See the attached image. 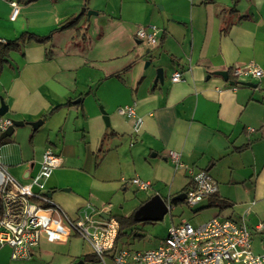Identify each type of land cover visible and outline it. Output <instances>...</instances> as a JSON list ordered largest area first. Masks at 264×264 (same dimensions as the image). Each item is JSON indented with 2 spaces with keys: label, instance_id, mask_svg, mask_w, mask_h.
Segmentation results:
<instances>
[{
  "label": "crops",
  "instance_id": "0c3cea01",
  "mask_svg": "<svg viewBox=\"0 0 264 264\" xmlns=\"http://www.w3.org/2000/svg\"><path fill=\"white\" fill-rule=\"evenodd\" d=\"M69 18L76 25L57 31ZM149 27L153 47L136 37ZM23 33L50 40L0 61L3 117L23 123L0 142L16 179L33 178L50 148L62 162L45 181L51 199L70 218L86 205L112 214L133 178L151 185L137 209L155 195L167 203L185 193L187 171L167 159L175 152L217 183L221 207L206 198L196 211L214 210L203 223L244 219L252 252H264V0H0V44ZM249 63L262 77L230 85L231 69ZM176 71L183 81L172 83ZM125 106L141 119L137 133L117 113ZM46 243L28 259L3 247L0 264H61L41 249Z\"/></svg>",
  "mask_w": 264,
  "mask_h": 264
},
{
  "label": "built area",
  "instance_id": "2783aa9c",
  "mask_svg": "<svg viewBox=\"0 0 264 264\" xmlns=\"http://www.w3.org/2000/svg\"><path fill=\"white\" fill-rule=\"evenodd\" d=\"M17 14L18 7L13 4L11 18ZM136 37L150 47L156 45L154 27H149V31L140 28ZM231 75L239 81L246 77L259 79L263 72L249 63L232 68ZM170 81H183V73L173 72ZM117 113L132 121L134 133L139 131L141 119L133 106L119 108ZM10 126L11 120L0 117V134ZM167 159L175 171L186 170L188 173L191 187L184 193L186 205L197 206L217 193V183L206 171L187 168L175 152H169ZM61 163L59 155L47 148L42 154L38 173L29 181L22 182L11 174L0 151V249L11 248L13 259L30 258L42 241L65 243L70 237L78 236L89 247L98 264H264V252H252L251 234L244 219L213 217L197 226L182 220L170 226L166 237L153 249L119 250L115 248L119 226L109 215L107 207L86 205L74 218H70L48 196L45 181ZM129 183L143 192L151 187L149 182L138 178L131 179ZM169 203L168 200L170 213Z\"/></svg>",
  "mask_w": 264,
  "mask_h": 264
},
{
  "label": "rangeland",
  "instance_id": "374dc122",
  "mask_svg": "<svg viewBox=\"0 0 264 264\" xmlns=\"http://www.w3.org/2000/svg\"><path fill=\"white\" fill-rule=\"evenodd\" d=\"M100 3L104 5L105 2L102 1ZM150 195L149 192L138 191L135 187L129 188L124 198L121 197L116 203L114 202L113 206L115 209L109 215L113 218H128L132 216L133 219L136 207L141 201L151 197ZM200 206L201 203L197 206L189 207L184 201H181L173 204L170 213H167L161 221L134 223L121 231L116 243L117 249L148 250L155 248L166 237L170 226L178 224L182 220L187 221L192 226H197L203 223L214 210L213 208H207L196 211ZM41 249L45 250V252H55V259H58L61 264H98L95 259L93 262L88 260L87 256L90 255L91 251L78 236L70 237L65 243L43 244ZM45 263H47L46 260Z\"/></svg>",
  "mask_w": 264,
  "mask_h": 264
},
{
  "label": "water",
  "instance_id": "95a60500",
  "mask_svg": "<svg viewBox=\"0 0 264 264\" xmlns=\"http://www.w3.org/2000/svg\"><path fill=\"white\" fill-rule=\"evenodd\" d=\"M83 9L81 13H83ZM89 15V12H87ZM149 64H147L148 66ZM218 76H221L225 81H228V75L226 72L217 73ZM163 70L161 68L156 69L155 81L163 82ZM230 85H233L234 82L230 81ZM247 86L253 87L251 84H247ZM7 112V107L4 105L3 101L0 100V117H3ZM22 122L13 121L12 126L8 127L6 131L0 134V142L6 138H10L13 135L14 129L22 126ZM41 125V121H37L35 123H31L30 126L33 130H36ZM48 196L51 197L50 192ZM185 198V194H181L176 198H172L169 202L174 200H183ZM168 211V202L164 201L159 195H155L146 201L143 205H141L133 214V221L137 223L142 222H157L161 221L163 217L166 215ZM106 219L108 216H104ZM82 264V263H79Z\"/></svg>",
  "mask_w": 264,
  "mask_h": 264
},
{
  "label": "trees",
  "instance_id": "16d2710c",
  "mask_svg": "<svg viewBox=\"0 0 264 264\" xmlns=\"http://www.w3.org/2000/svg\"><path fill=\"white\" fill-rule=\"evenodd\" d=\"M77 21H78V18H69L63 24H61V26L57 29V31L71 28V27L76 25ZM49 40H50L49 35L45 36V37H37V36H34L33 34H30V33H23L15 40L0 44V61H3L4 58H6L8 56L9 52L19 50L20 46H22L26 43H29L30 41H34L36 43L44 44V43L48 42ZM230 80H232L235 84H239L234 78L230 77ZM239 150H242V148ZM190 187H191V183L189 182L187 184V186L184 188V192L187 191ZM212 197L215 198L216 205L218 204V206L221 207L220 202H218V200L216 199L217 198L216 195L214 194V195H212ZM213 202H214V200H213ZM115 219H116L118 226H119L118 232H117V238H116V242H115V248H116L117 239L120 237L121 231L127 227H130L131 225H133L136 222L133 221L132 216L128 217V218L115 217ZM87 257H88V260H90V262L95 261L94 257L92 255H88Z\"/></svg>",
  "mask_w": 264,
  "mask_h": 264
}]
</instances>
